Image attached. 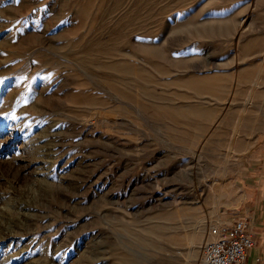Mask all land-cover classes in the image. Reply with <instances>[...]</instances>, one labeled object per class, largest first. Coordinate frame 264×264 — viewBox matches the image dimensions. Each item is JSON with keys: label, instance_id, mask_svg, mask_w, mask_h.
<instances>
[{"label": "rangeland", "instance_id": "1", "mask_svg": "<svg viewBox=\"0 0 264 264\" xmlns=\"http://www.w3.org/2000/svg\"><path fill=\"white\" fill-rule=\"evenodd\" d=\"M238 217L264 238V0H0V264H199Z\"/></svg>", "mask_w": 264, "mask_h": 264}, {"label": "built area", "instance_id": "2", "mask_svg": "<svg viewBox=\"0 0 264 264\" xmlns=\"http://www.w3.org/2000/svg\"><path fill=\"white\" fill-rule=\"evenodd\" d=\"M256 237L246 217L215 222L200 248L199 264H257L249 262Z\"/></svg>", "mask_w": 264, "mask_h": 264}, {"label": "crops", "instance_id": "3", "mask_svg": "<svg viewBox=\"0 0 264 264\" xmlns=\"http://www.w3.org/2000/svg\"><path fill=\"white\" fill-rule=\"evenodd\" d=\"M252 223H256V222H252ZM255 237H256L255 245L250 249L248 255V261L256 262L257 264H264V238L260 237L258 232L255 233Z\"/></svg>", "mask_w": 264, "mask_h": 264}, {"label": "bare ground", "instance_id": "4", "mask_svg": "<svg viewBox=\"0 0 264 264\" xmlns=\"http://www.w3.org/2000/svg\"><path fill=\"white\" fill-rule=\"evenodd\" d=\"M219 223L222 222V221H218Z\"/></svg>", "mask_w": 264, "mask_h": 264}]
</instances>
